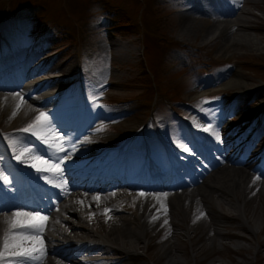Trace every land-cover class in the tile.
I'll list each match as a JSON object with an SVG mask.
<instances>
[{
  "label": "bare ground",
  "instance_id": "6f19581e",
  "mask_svg": "<svg viewBox=\"0 0 264 264\" xmlns=\"http://www.w3.org/2000/svg\"><path fill=\"white\" fill-rule=\"evenodd\" d=\"M214 1L213 4L206 5L203 0H195L194 4H189L188 9H183L185 12L182 11L183 13L180 14L182 18L202 16L208 21L205 25H202L201 21H191L189 26L184 25L181 28L180 34L186 36L197 34L203 44H212L218 39L221 41L219 50L224 49V51L229 47L259 49V43L249 33L252 29H259L255 21L249 20V16L256 18L257 16L247 7L255 6L256 0H234L233 3L239 7L233 9L225 6L223 0ZM179 9L182 8L179 7ZM260 29L264 30L263 27ZM214 35L215 37L208 41V38ZM37 46L26 43L24 48L16 49L19 50L18 52L14 51L8 56L2 55V60L11 62V66L14 64L21 66L20 69L23 71H26L24 69L26 63H34L27 72V76H30L29 80H33L36 76L43 75L41 78H36L39 82L28 88H22L19 85L12 87L0 85L1 128L13 134L15 130L22 128L25 121L34 117L36 109L48 107L55 110L57 108V114L49 113L50 115L47 116L48 121L45 127L54 130L57 137L56 142L62 141V146L66 150L57 152L39 139L36 141V137L31 134L22 135L17 139L19 141L16 146L17 153H14L10 147L13 156L18 154L19 148L28 147L33 149L34 155L43 156L52 162L67 157L60 164L62 171L56 175L52 172H37L30 165L39 164V161L29 159V154L22 156L21 160L16 163L42 176L45 184V187H42L44 190L58 193L55 207H49L47 214H41L48 217V220L43 222L42 233L37 234L43 240L44 254L41 259L32 261L31 264H138L139 260H151V264H159L161 260L180 251L174 241L162 244L157 251L154 250V244L159 237L164 238L163 231L165 235L175 236L180 241L184 238L190 240L194 253L201 248L196 247L198 241L207 240L210 244L224 243L227 247V242L220 240H243L252 243L251 248L256 256L264 257V236H260L264 233V224L256 225L254 219L256 209L251 204L255 196L261 195L264 191V173L256 170L249 163L253 161V158L248 157L249 153L261 150V147L254 151L252 148L257 147L256 143L261 141L263 128L251 132L254 124L246 120L241 123L243 128L241 124H233L232 121L216 122L201 138L204 139L205 145L217 152L218 157L215 160H209L211 161L209 168L205 171L201 170L200 172H203L200 176L187 183L177 184L171 188L172 190H168L170 187L163 185L152 189L147 186L148 184H133L125 179L99 183L95 182L94 178V181L82 182L86 173L78 170L83 165L81 160L86 157L90 160L98 159L99 157L95 158V156L108 148L113 137L105 134L100 135L99 139H94L93 133L99 129L94 126L91 127L92 132L86 128V131L80 135L66 138V142L62 139L65 136H62L60 131L64 132L69 129L61 123V121L68 120L62 100L54 99L57 97L52 96L53 92H43L50 91L53 86L58 85L67 88L71 79H67L66 76L75 73L78 62L66 59L61 63H50V58H53L55 54L47 56L46 49L39 50ZM169 55L163 51L162 60L168 61ZM61 69L66 71L61 72ZM232 70L233 75L224 84L245 87L249 82L242 79L237 69ZM203 86L205 85L201 88H206ZM31 91L34 95L29 93ZM17 104L20 105L19 109L16 107ZM71 104L75 102L72 101ZM260 107L264 109V102L260 104ZM257 109L258 106L255 110ZM13 111L17 114L9 119ZM44 111H47V108L39 112ZM242 111H244L243 107L237 112V116L242 119L264 118V110L252 111L251 115L243 114ZM98 118L104 119V116L100 114ZM60 128L63 130H58ZM246 130L252 134L249 141L238 147L233 146L245 140L248 136L244 133ZM236 131L238 134L235 133L232 136V133ZM182 132L185 133V131ZM184 133L179 137L185 138ZM49 139L51 142V135ZM263 151L253 156L256 157L255 160L263 154ZM3 152L0 147V171L9 166ZM200 153L199 150L197 154L200 155ZM184 156L189 159V162L183 165L184 170H187L191 167L192 156L187 153H184ZM238 156H244V158L239 160ZM234 159L239 162L233 163ZM44 177H48V180L46 181ZM256 177L259 179H255ZM254 179L255 182H253ZM122 182L125 185H121ZM141 192L146 195L140 196ZM163 193H167V196L158 195ZM96 197L99 199H95ZM105 209H111V211L105 215ZM15 211L38 212L33 207L19 209L14 202L9 200L1 203L0 237L7 228L3 221L11 219V214ZM153 216L158 219L153 220ZM88 224H91V227ZM176 228L181 231L175 232ZM158 231L160 232L159 237H153L151 241L144 242L146 237H151ZM95 239L106 241V245L92 243ZM254 243L257 246H253ZM25 246L31 247L32 242L27 241ZM36 247L40 248L41 245L37 243ZM243 249L241 245L235 248L238 252H242ZM63 252H68L69 258H65L62 255ZM98 254L103 256H96ZM36 255L40 253L37 252ZM77 256L82 260L75 261ZM171 260L173 257L168 260L167 264H170ZM5 264H8L7 260Z\"/></svg>",
  "mask_w": 264,
  "mask_h": 264
},
{
  "label": "rangeland",
  "instance_id": "374dc122",
  "mask_svg": "<svg viewBox=\"0 0 264 264\" xmlns=\"http://www.w3.org/2000/svg\"><path fill=\"white\" fill-rule=\"evenodd\" d=\"M194 3L195 0L168 3L165 0H0V34L11 40L12 53L19 51L16 50L21 47L19 43L31 42L38 45L39 50L46 49L47 56L55 54L50 63L69 59L78 62L75 72L82 67L89 102L88 117L83 122L79 120V101L67 103L65 125L73 128V133L78 131L79 125L88 129L97 126L102 130L93 133L94 139L107 134L113 137L111 144L121 142L126 147L134 136L147 139L155 133L153 114L165 120L160 125L176 141L182 131V120L205 135L216 122L225 120L238 124V120L230 119L234 111L239 112L243 107V114L251 115L256 106L264 102V30L260 29L264 28V0L247 6L257 16H249V20L255 21L259 29L249 33L260 48L229 47L225 51L219 50L221 41L218 39L212 44H203L197 34H180L181 28L189 26L191 21H201L202 25L208 21L202 16L180 17L182 11ZM225 3L229 4L228 8L239 7L230 1ZM20 29L25 33L22 39L16 34ZM32 35L38 36L32 40ZM214 37L210 36L208 41ZM0 39L3 40L1 35ZM182 44L187 47L181 48ZM6 50L5 54H10L9 49ZM163 51L170 54L169 63L162 60ZM232 69H237L242 79L249 82L245 87L224 84L233 75ZM75 79L76 76L70 83ZM202 85L206 88H201ZM227 106L232 108L229 118ZM43 109L45 107L36 109L34 117L25 121L22 128L43 113L39 112ZM100 114L105 115L104 119L98 118ZM4 131L0 127V133ZM24 134L15 130L10 138L17 140ZM0 147L4 150L1 139ZM251 204L256 209V225L261 226L264 224V191L256 195ZM160 232L146 237L144 242L159 237ZM163 233L164 238L159 237L154 250L174 241L180 251L159 264H167L172 257L170 264H264V257L255 255L252 243L243 240H220L227 242V247L224 243L198 241L196 247L201 248L194 253L190 240L180 241ZM237 245L244 247L242 252L235 250ZM138 264H151V260H139Z\"/></svg>",
  "mask_w": 264,
  "mask_h": 264
},
{
  "label": "snow or ice",
  "instance_id": "6c2138e0",
  "mask_svg": "<svg viewBox=\"0 0 264 264\" xmlns=\"http://www.w3.org/2000/svg\"><path fill=\"white\" fill-rule=\"evenodd\" d=\"M19 95V94H16ZM22 99V98H21ZM17 109L20 105L17 104ZM17 114L16 111L12 112L11 119ZM48 117L44 113L37 115L26 127L19 129L20 132L29 133L35 136L47 147L57 151H66L62 146V141L57 143V137L54 130L50 127L46 128V122ZM102 129H97L100 131ZM207 131V129H205ZM52 136L51 142L49 136ZM19 141L16 139L9 138V146L13 149L14 153H17V144ZM180 148L184 151H189L186 145L179 144ZM25 154H29V159L39 161V164L33 163L30 166L35 168L37 172H52L54 175L59 174L62 171L60 164L64 162L67 157H62L59 162H52L43 156H38L33 154V149L28 147H21L18 150V154H15V159L21 160V157ZM47 181L48 177H44ZM255 179H259L256 177ZM255 179L253 182H255ZM0 180L8 183L7 177L0 171ZM50 182V181H49ZM140 196L146 195V193H139ZM167 196V193L158 194ZM95 199H99L96 197ZM111 211V209H105V215ZM203 216V213H201ZM199 218V217H198ZM153 220L158 219V217L153 216ZM48 220L47 216H42L39 212H25V211H15L11 214V219H5L4 224L7 228L4 229L3 236L0 237V264H5L7 260L8 264H31L32 261L39 260L44 254L43 240L38 236V233H42L44 228V223ZM165 223L167 221L165 220ZM31 241L32 246L26 247V242ZM41 245L40 248L36 247V244ZM39 252L40 255H36ZM7 253V256H6Z\"/></svg>",
  "mask_w": 264,
  "mask_h": 264
}]
</instances>
